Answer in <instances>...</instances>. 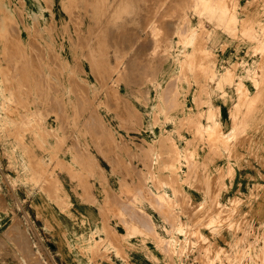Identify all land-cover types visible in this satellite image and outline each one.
I'll use <instances>...</instances> for the list:
<instances>
[{
  "label": "rangeland",
  "instance_id": "obj_1",
  "mask_svg": "<svg viewBox=\"0 0 264 264\" xmlns=\"http://www.w3.org/2000/svg\"><path fill=\"white\" fill-rule=\"evenodd\" d=\"M69 3L0 0V264L121 257L116 230L72 214L60 179L86 193L93 183L99 200L91 202L116 223L133 203L124 197L131 185L148 184L149 170L137 165L150 167L144 145L172 133L191 136L189 146L225 147L252 181L232 207L212 201L204 222L184 223L192 231L172 235L173 255L188 249L195 264H264V0H108L101 12L93 0ZM219 28L229 34L226 51L240 52L226 64L213 41ZM221 83H239L244 100L224 127L212 110L185 104ZM169 141L159 161L174 156ZM103 167L112 196L98 186ZM59 210L73 222L59 227ZM62 228L71 240H61Z\"/></svg>",
  "mask_w": 264,
  "mask_h": 264
},
{
  "label": "crops",
  "instance_id": "obj_2",
  "mask_svg": "<svg viewBox=\"0 0 264 264\" xmlns=\"http://www.w3.org/2000/svg\"><path fill=\"white\" fill-rule=\"evenodd\" d=\"M245 22L247 25L255 26L259 21ZM225 39H229L227 32L220 28L215 30L213 41L220 43V45H216V48L219 49L217 54L223 64L229 62V55L237 57L240 53L235 48L237 56L231 49L227 52L228 47H223ZM223 84H220L221 88L217 87L218 85H213L212 88H215L217 92L212 95L206 94L197 98L193 92L191 99L187 100L185 104L187 106L202 105L205 115L211 114L212 110L215 115L214 121L224 127L227 122L231 121V111L236 106H242L244 100L240 99L237 94L239 83L236 85ZM149 132L145 139L155 141L152 131L149 130ZM184 137L185 139L183 137L180 139L176 133L164 134L156 138V142H159L158 145H144L145 153H150L151 160L145 159L146 163H150V167L145 168L141 161L138 164L135 162V165H138L141 173L149 170L147 172L149 174L148 184L142 189L136 183L133 185L130 183L132 195L124 197L132 199L133 203H127L121 207L122 209H119V213L125 210V215L124 213L120 214L116 223L113 220L112 214L114 213L106 218L104 215L105 206L102 205L101 208L104 210H100L94 202H91L94 200L93 195L99 200L98 195H95L93 183H91L92 192L87 184L89 191L86 193L78 187L79 184L74 180L61 177L63 186L67 188L68 200L71 205L69 210L72 214L84 217L92 227L103 226L116 230L119 242L114 243V246L121 252V257L115 256L113 251L111 252L113 261L106 264H195L189 260L191 255L188 253V249L181 258H176L173 255L172 235L189 231V228L183 225L184 223L204 222L206 214L203 206L209 205V202H216V205L218 202H222L226 207H232V202H236L239 196L246 193L247 188L252 185L249 173L239 165V161H232L229 158L225 147H211L202 141H194V144L189 146L187 140L191 136ZM170 139L173 140L171 149L174 156L165 157L159 161L157 155L163 151H160L158 147L163 140L170 143ZM165 152L168 153L167 150ZM102 170L107 179L102 183L98 182V186L102 187H100L101 190L106 189V195L111 193L112 196L109 172L105 167ZM195 170L197 173H194ZM252 173L257 176L256 171L252 170ZM100 211H102V215ZM59 213V227H65V221L73 222V219L67 217V213L61 210ZM180 227L184 230L179 229ZM191 231L190 228L189 232ZM199 231H205L204 226L200 227ZM61 233V240H71L72 235L67 229L62 228ZM61 240H55V244L52 245L56 250L60 249L59 242L61 243Z\"/></svg>",
  "mask_w": 264,
  "mask_h": 264
},
{
  "label": "bare ground",
  "instance_id": "obj_3",
  "mask_svg": "<svg viewBox=\"0 0 264 264\" xmlns=\"http://www.w3.org/2000/svg\"><path fill=\"white\" fill-rule=\"evenodd\" d=\"M70 1V3H69V5H70V9H72L74 6H75V0H69ZM94 1V5H96V7L98 8V10L101 12V10L103 9V7L106 5V2L108 1V0H93ZM66 6V5H65ZM92 6V5H91ZM29 7V6H28ZM77 8V7H76ZM106 8V7H105ZM18 10V9H17ZM86 10V9H85ZM105 13H106V11H105ZM104 14V13H103ZM116 15H118V14H116ZM115 15V16H116ZM101 16V15H100ZM102 17V16H101ZM115 17H113V19H114ZM99 19V18H98Z\"/></svg>",
  "mask_w": 264,
  "mask_h": 264
}]
</instances>
